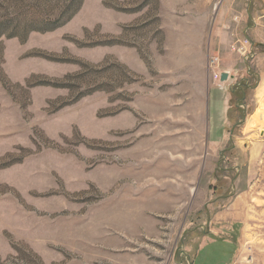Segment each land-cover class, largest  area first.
<instances>
[{"label":"rangeland","instance_id":"374dc122","mask_svg":"<svg viewBox=\"0 0 264 264\" xmlns=\"http://www.w3.org/2000/svg\"><path fill=\"white\" fill-rule=\"evenodd\" d=\"M70 1L0 0V264H264V0Z\"/></svg>","mask_w":264,"mask_h":264},{"label":"trees","instance_id":"16d2710c","mask_svg":"<svg viewBox=\"0 0 264 264\" xmlns=\"http://www.w3.org/2000/svg\"><path fill=\"white\" fill-rule=\"evenodd\" d=\"M83 0H71L69 3L65 4L60 11H58L57 15L50 19V21H44L39 26L30 27L29 31H49L63 24L66 20H68L80 7ZM7 36H18L15 33L6 34Z\"/></svg>","mask_w":264,"mask_h":264},{"label":"crops","instance_id":"0c3cea01","mask_svg":"<svg viewBox=\"0 0 264 264\" xmlns=\"http://www.w3.org/2000/svg\"><path fill=\"white\" fill-rule=\"evenodd\" d=\"M219 130L217 126L213 127V131L218 132ZM206 244H209L207 247L212 255H216L217 260H220L226 254V248H229L225 240L209 239Z\"/></svg>","mask_w":264,"mask_h":264},{"label":"built area","instance_id":"2783aa9c","mask_svg":"<svg viewBox=\"0 0 264 264\" xmlns=\"http://www.w3.org/2000/svg\"><path fill=\"white\" fill-rule=\"evenodd\" d=\"M217 58L216 57H210L209 58V64L212 67L211 69V75L214 81H217L218 84L223 83V81H221L220 77H221V71H216L217 70Z\"/></svg>","mask_w":264,"mask_h":264},{"label":"water","instance_id":"95a60500","mask_svg":"<svg viewBox=\"0 0 264 264\" xmlns=\"http://www.w3.org/2000/svg\"><path fill=\"white\" fill-rule=\"evenodd\" d=\"M220 79H221V81H226L228 79V73L223 71L221 73Z\"/></svg>","mask_w":264,"mask_h":264}]
</instances>
